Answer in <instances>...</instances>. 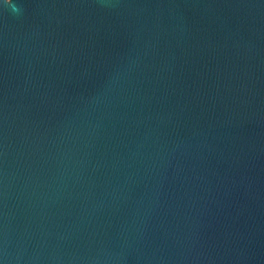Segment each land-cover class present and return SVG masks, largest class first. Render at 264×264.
<instances>
[{
    "label": "water",
    "instance_id": "obj_1",
    "mask_svg": "<svg viewBox=\"0 0 264 264\" xmlns=\"http://www.w3.org/2000/svg\"><path fill=\"white\" fill-rule=\"evenodd\" d=\"M0 264H264V0H0Z\"/></svg>",
    "mask_w": 264,
    "mask_h": 264
},
{
    "label": "clouds",
    "instance_id": "obj_2",
    "mask_svg": "<svg viewBox=\"0 0 264 264\" xmlns=\"http://www.w3.org/2000/svg\"><path fill=\"white\" fill-rule=\"evenodd\" d=\"M7 3H11V0H6Z\"/></svg>",
    "mask_w": 264,
    "mask_h": 264
}]
</instances>
